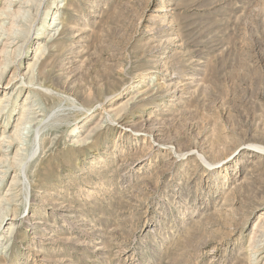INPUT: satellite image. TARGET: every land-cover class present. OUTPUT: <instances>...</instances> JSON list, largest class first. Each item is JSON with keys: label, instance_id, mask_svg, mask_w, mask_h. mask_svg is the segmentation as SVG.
Returning a JSON list of instances; mask_svg holds the SVG:
<instances>
[{"label": "rangeland", "instance_id": "obj_1", "mask_svg": "<svg viewBox=\"0 0 264 264\" xmlns=\"http://www.w3.org/2000/svg\"><path fill=\"white\" fill-rule=\"evenodd\" d=\"M3 64L0 264H264V0H0Z\"/></svg>", "mask_w": 264, "mask_h": 264}, {"label": "bare ground", "instance_id": "obj_2", "mask_svg": "<svg viewBox=\"0 0 264 264\" xmlns=\"http://www.w3.org/2000/svg\"><path fill=\"white\" fill-rule=\"evenodd\" d=\"M12 23V22H11ZM14 24V23H13ZM2 25V24H1ZM10 25V24H9ZM4 26V25H3ZM15 33V32H14ZM18 48V47H17ZM41 50V49H40ZM43 53H44V51H43ZM38 55V54H37ZM40 57V56H39ZM36 58V57H35ZM38 59V58H37ZM15 63V62H14ZM33 64L32 65H28V68L30 67V74H32V76H33V70H34V68L36 67V59H35V61H33L32 62ZM7 68H8V64H3V65H1L0 66V81H1V79H2V76L4 75V73L5 72H7L6 70H7ZM15 75V74H14ZM15 77V76H14ZM11 80H12V78H11ZM9 99V98H8ZM9 101H7L6 102V106H4V107H2L1 109H0V112H2V111H4V110H6V108H7V106L9 105V103H8ZM24 102H25V100H24ZM33 103V102H32ZM32 103H27V104H25L24 106H32ZM7 115V114H6ZM6 118H7V116H6ZM22 120V119H21ZM75 130V129H74ZM23 136V134H19V135H17L16 137L17 138H19L20 139V137H22ZM6 140V139H5ZM12 140V139H11ZM21 140V139H20ZM10 142V141H9ZM10 144H11V142H10ZM262 150V149H261ZM259 152V151H258ZM264 153V152H263ZM6 155V154H5ZM20 157V156H19ZM5 161V160H4ZM10 166V165H9ZM7 171V170H6ZM6 175V172H3L2 173V176L0 177V185L2 184V182H3V178H4V176ZM7 211V210H6ZM8 213V212H7ZM0 223H1V221H0ZM262 245V244H261Z\"/></svg>", "mask_w": 264, "mask_h": 264}]
</instances>
